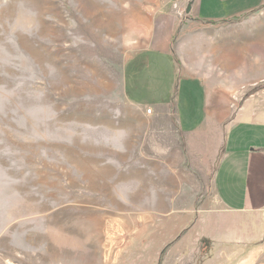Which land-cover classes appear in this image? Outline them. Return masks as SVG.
<instances>
[{
  "label": "rangeland",
  "instance_id": "rangeland-1",
  "mask_svg": "<svg viewBox=\"0 0 264 264\" xmlns=\"http://www.w3.org/2000/svg\"><path fill=\"white\" fill-rule=\"evenodd\" d=\"M190 2L0 0V264L203 259L172 248L213 198L217 158L199 167L194 144L245 110L264 119V3L201 22ZM163 13L179 21V68L209 93L191 136L124 82Z\"/></svg>",
  "mask_w": 264,
  "mask_h": 264
},
{
  "label": "crops",
  "instance_id": "crops-1",
  "mask_svg": "<svg viewBox=\"0 0 264 264\" xmlns=\"http://www.w3.org/2000/svg\"><path fill=\"white\" fill-rule=\"evenodd\" d=\"M192 1L188 3L192 18L201 22L240 17L264 3ZM160 21L148 45L126 63L124 82L134 101H156L161 112L172 104L179 129L191 136L201 132L207 121L209 93L200 77L179 68L173 51L177 17L163 13ZM252 115V110H245L232 119L221 139L206 130L205 143L194 144L199 167L217 160L211 178L213 198L194 208L192 224L172 246L176 254L187 253L189 259L204 254L193 264H264V119Z\"/></svg>",
  "mask_w": 264,
  "mask_h": 264
}]
</instances>
